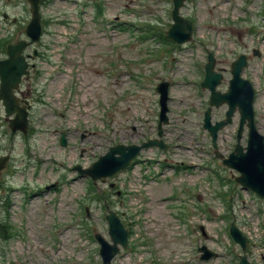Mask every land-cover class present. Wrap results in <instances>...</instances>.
Instances as JSON below:
<instances>
[{
  "label": "rangeland",
  "instance_id": "1",
  "mask_svg": "<svg viewBox=\"0 0 264 264\" xmlns=\"http://www.w3.org/2000/svg\"><path fill=\"white\" fill-rule=\"evenodd\" d=\"M245 1L188 0L180 14L193 19L192 38L170 49L157 33L165 34L172 22V0H42L39 56L30 61L35 68L23 86L32 103L31 131L11 133L0 103V153L11 156L0 175V264H102L94 233L109 239L108 210L121 213L135 249L122 250L110 264H237L242 252L226 234L227 213L250 238L248 258L264 264V201L242 189L238 172L214 157L202 128L209 92L199 81L207 52L223 73L217 88L226 91L230 64L244 45L260 50L257 56L246 48L250 67L242 75L256 87L255 121L264 135V46L250 38L262 35L258 17L248 22V9L264 0H251L247 8ZM2 10L9 18H0V43L23 37L26 0H0ZM160 80L169 82L167 150H141L131 169L93 181L100 197L90 199L92 180L72 167H88L117 143L155 137ZM225 108H213L212 121ZM237 123L236 112L220 132L222 154L235 145ZM110 183L124 191L120 202ZM203 243L218 255L200 260L196 248Z\"/></svg>",
  "mask_w": 264,
  "mask_h": 264
},
{
  "label": "water",
  "instance_id": "2",
  "mask_svg": "<svg viewBox=\"0 0 264 264\" xmlns=\"http://www.w3.org/2000/svg\"><path fill=\"white\" fill-rule=\"evenodd\" d=\"M31 6V18L25 28V34L30 38L31 42L38 41L41 35V19L39 14V0H28ZM183 4V0H173L172 19L173 23L167 30V35L174 41L181 43L190 39L192 33L191 21L179 15L178 9ZM27 42L24 39L18 40L14 44L7 46L8 58L0 61V99L3 101L5 114L7 117L13 115L9 119V127L12 131L20 130L26 132L28 128L27 110L24 106L18 105V100L14 95V89L18 87L22 75L28 74V63L23 54V48ZM245 57L241 55L231 64L232 78L229 81L228 90L220 92L216 90V85L219 84L221 74L213 70L214 59L211 54H208V62L205 64V75L201 82V86L208 88L211 92L209 106L204 112L203 127L208 130L211 136V144L215 149L217 157L221 158L222 163L240 174L236 177V181L244 188L250 189L259 196L264 197V137L260 134L254 122L253 114V88L248 80L242 79L239 75ZM167 88L168 82L161 81L156 86V90L160 93L159 98V121L157 125V134L161 135L162 123L167 122ZM226 103L227 111L225 118L211 123V107H218ZM236 108L240 114L239 128L237 131V143L226 157L217 151V131L224 125L231 122V117ZM246 122L249 130L247 134L246 146L243 147L239 141L243 124ZM60 144L65 145L66 140L63 133L60 136ZM158 146L161 149L166 148L162 140L149 139L146 142L137 144H117L109 147V149L98 157L89 167L81 169L80 166H75L81 175H88L93 180L110 176L120 169L129 165L130 161L137 155L140 149ZM108 222V235L112 241L109 243L101 234H96L95 238L100 243L99 253L103 263H109L111 258L119 250L118 244L123 247L127 244V231L123 227L120 219L114 212L106 215ZM231 235L234 240L242 247L245 246V236L241 231L231 225ZM204 253L200 258L209 259L215 253L208 250L206 246L199 248ZM239 264H251L246 260L245 256L240 257Z\"/></svg>",
  "mask_w": 264,
  "mask_h": 264
},
{
  "label": "flooded vegetation",
  "instance_id": "3",
  "mask_svg": "<svg viewBox=\"0 0 264 264\" xmlns=\"http://www.w3.org/2000/svg\"><path fill=\"white\" fill-rule=\"evenodd\" d=\"M40 3L42 4V0H40ZM2 15H3V12H2ZM2 15H1V16H2ZM13 19H14V22H13V21H12V22L15 24V23H16V19H15V18H13ZM13 19H12V20H13ZM25 55H29V54H28V53H25ZM28 78H30V75H28L27 77L23 78L22 81H24V80H26V79H28ZM110 185H111V184H110ZM112 188H113V187H112ZM117 189H118V188H115V189H113V191L116 193V191H118Z\"/></svg>",
  "mask_w": 264,
  "mask_h": 264
}]
</instances>
